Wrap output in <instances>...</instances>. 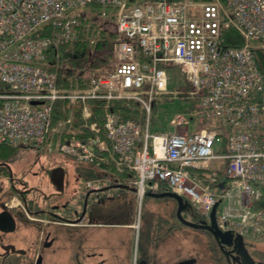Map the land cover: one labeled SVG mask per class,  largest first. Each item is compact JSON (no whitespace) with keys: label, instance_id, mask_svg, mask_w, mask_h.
<instances>
[{"label":"built area","instance_id":"obj_1","mask_svg":"<svg viewBox=\"0 0 264 264\" xmlns=\"http://www.w3.org/2000/svg\"><path fill=\"white\" fill-rule=\"evenodd\" d=\"M93 3L113 9L121 36L112 45L113 69L92 73L83 88H66L59 82L60 46L75 39L81 11ZM232 29L243 38L240 46L225 43ZM257 46L264 47V0H0V142L55 148L77 161L131 171L139 199L166 189L204 215L217 205L224 230L264 235ZM172 68L190 86L200 126L177 114L173 130L153 132L155 102L177 95ZM113 99L137 101L145 122L110 110ZM92 100L106 101L102 125L89 121ZM58 101L70 103L73 115L57 118ZM78 110L91 131L86 138L65 130ZM99 187L101 180L85 182L78 199Z\"/></svg>","mask_w":264,"mask_h":264},{"label":"flooded vegetation","instance_id":"obj_2","mask_svg":"<svg viewBox=\"0 0 264 264\" xmlns=\"http://www.w3.org/2000/svg\"><path fill=\"white\" fill-rule=\"evenodd\" d=\"M60 153L72 159L59 149L30 147L0 159V264L177 263L167 226L144 231L136 226L133 212L110 220L90 213L91 197L87 205L85 199L76 202L66 168L57 161ZM220 246H214L210 264H230L226 258L232 255L240 258L239 264H264L258 250L248 261L240 245Z\"/></svg>","mask_w":264,"mask_h":264},{"label":"rangeland","instance_id":"obj_3","mask_svg":"<svg viewBox=\"0 0 264 264\" xmlns=\"http://www.w3.org/2000/svg\"><path fill=\"white\" fill-rule=\"evenodd\" d=\"M169 73L172 76L170 89L176 90V96L169 94L156 101L155 106L151 113V126L150 130L153 132L170 131L174 129L173 119L177 114L184 115L190 120L191 125L199 123L197 121V102L189 94V86L186 80L181 76L176 69H169ZM196 107L195 112H192V108ZM73 115L70 113L69 116ZM74 117V116H73ZM58 163L62 164L66 168V174L69 179L68 190L70 193L77 192L79 183L77 180V163L69 158L65 154H58ZM119 194V195H118ZM113 201L105 202L107 206L114 207V212L110 209V212L104 213L106 219H113L115 217L127 218L130 213L133 212L135 221H137L141 227V230L156 229L158 227L161 216H166L171 220V233L168 243L173 251L172 260L173 262H179L184 259L195 257L196 261L192 264H210L212 259V250L216 244L219 246H231L237 247L240 245L246 250L252 260L255 259L253 254L255 250L264 253V235L256 234L252 231H238L235 229H222L219 226L217 213L204 215L199 211L194 201L189 200L188 206L183 210L182 215L186 216L188 220L195 222L204 221L206 224L213 227L218 233H222V238L216 236L211 231L204 232L197 228L187 227L180 222L175 213V208L172 212L165 214L163 210L158 209V201H152V196L146 194L142 199H139L136 192L129 193L124 190H120ZM131 199V203L129 202ZM169 199V198H168ZM151 200V201H150ZM157 202V203H156ZM155 206H154V205ZM157 205V207H156ZM118 207V210L116 209ZM160 208H164L159 205ZM156 209V210H155ZM240 230V229H239ZM143 231V232H144ZM241 237V238H240ZM220 246V247H221ZM230 264H239L240 258L237 255H232L226 258ZM261 263V262H259Z\"/></svg>","mask_w":264,"mask_h":264},{"label":"trees","instance_id":"obj_4","mask_svg":"<svg viewBox=\"0 0 264 264\" xmlns=\"http://www.w3.org/2000/svg\"><path fill=\"white\" fill-rule=\"evenodd\" d=\"M104 11L105 15H102ZM112 12V8L99 3L90 4L82 9V19L78 27L77 36L75 39L60 46L61 68L59 82L61 86L83 88L87 85L92 73L113 69L112 45L121 36L116 30ZM225 43L229 46H240L243 43V38L237 31L232 29L227 32ZM253 52L256 66L264 77V48L255 47ZM90 105L92 107V116L89 121L99 122L102 125L106 101L92 100ZM108 108L120 113L124 118L134 117L143 123L146 120V111L137 101L113 99L108 104ZM71 111L72 105L70 103L58 101L54 114L57 118H65L70 115ZM87 127L84 120H82L81 112L78 110L74 112V119L65 127V130L70 128L72 132L69 136L74 134L80 138H86L91 134L90 129ZM101 133L104 136L103 130ZM24 148H28V146L0 142V159H7L10 155L15 154L17 150ZM75 162L77 163L76 171L79 181L102 177L111 181H114L117 177L127 181L133 177L131 171L118 173L111 164H98L95 160Z\"/></svg>","mask_w":264,"mask_h":264},{"label":"crops","instance_id":"obj_5","mask_svg":"<svg viewBox=\"0 0 264 264\" xmlns=\"http://www.w3.org/2000/svg\"><path fill=\"white\" fill-rule=\"evenodd\" d=\"M124 189H126V188H124V187H120V188L119 187H111L109 189L103 190L102 191L103 193L101 194V198L103 199V202H101L100 204H98V202H97V199H98L97 195H94V194L91 195V204L92 205L89 207L90 213L94 216L95 215L103 216L104 213L106 214V213L110 212V209L107 208L109 206H107L105 202L113 201L115 198L119 197L118 193L120 192V190H124ZM127 190L128 189H126V191ZM164 192H167V191H162L161 193H164ZM161 193H149L148 196L153 197V198H151L152 201L151 200L150 201L151 202H153L154 200L158 201V204H157L158 209L163 210V212L165 214H167V212H169V213L172 212V209L175 208V213H176V216L178 217L177 211L179 208V201L175 197H172L170 195H160ZM183 202H184L185 206H184V209H182V212H183V210L186 209L187 201H186L185 197H183ZM157 205H156V207H157ZM159 205L163 206L164 208L163 209L160 208ZM109 208H111V210L114 212V207L110 206ZM159 214H160L159 215L160 221H159L158 226H161V227L167 226L169 229H171V220L168 218L169 216L166 217V216H161V213H159ZM184 217L187 219L186 216H184ZM178 219H179V217H178ZM179 221H180V219H179ZM180 223H182V222L181 221L177 222L178 225H180ZM182 224H184V223H182ZM97 225H100V223H98ZM186 226L188 227V225H186ZM93 227H96V226H93ZM140 229H141V227H140Z\"/></svg>","mask_w":264,"mask_h":264},{"label":"water","instance_id":"obj_6","mask_svg":"<svg viewBox=\"0 0 264 264\" xmlns=\"http://www.w3.org/2000/svg\"><path fill=\"white\" fill-rule=\"evenodd\" d=\"M36 103V102H34ZM111 187H124L126 189H131V190H135L134 187H131L129 184H113V185H109L107 187H104L102 188L101 190H106V189H109ZM93 191H89L86 195V198H85V205H87L88 203V200H89V197L91 195ZM160 195H170L172 197H175L178 201H179V208H178V211H177V215L180 219V221L190 227H193V228H198V229H203V230H207V231H211L213 232L216 236L219 235V233L213 228L211 227L210 225L206 224L204 221L202 222H195L193 220H188L186 219L183 215H182V209H184V202H183V197L179 194H176V193H173V192H164V193H161ZM188 203L189 201H187V204H186V207L188 206ZM217 206V205H216ZM216 206L214 207L213 211H212V214L215 215V209H216ZM241 238V237H240ZM246 253V252H245ZM246 257L248 259V261H250V257L249 255L246 253ZM246 259V260H247ZM196 261V258L195 257H190V258H187V259H184L182 261H179L175 264H192Z\"/></svg>","mask_w":264,"mask_h":264}]
</instances>
